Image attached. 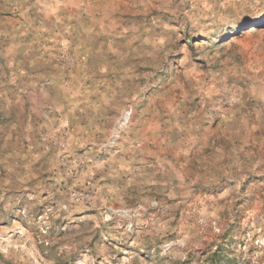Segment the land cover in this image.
Masks as SVG:
<instances>
[{
  "label": "rangeland",
  "instance_id": "rangeland-1",
  "mask_svg": "<svg viewBox=\"0 0 264 264\" xmlns=\"http://www.w3.org/2000/svg\"><path fill=\"white\" fill-rule=\"evenodd\" d=\"M0 264H264V0H0Z\"/></svg>",
  "mask_w": 264,
  "mask_h": 264
},
{
  "label": "bare ground",
  "instance_id": "bare-ground-1",
  "mask_svg": "<svg viewBox=\"0 0 264 264\" xmlns=\"http://www.w3.org/2000/svg\"><path fill=\"white\" fill-rule=\"evenodd\" d=\"M126 119H128L129 118V113H127V115H126V117H125Z\"/></svg>",
  "mask_w": 264,
  "mask_h": 264
}]
</instances>
